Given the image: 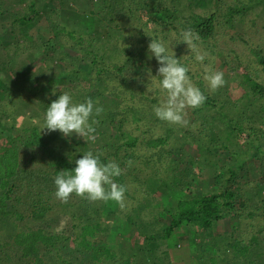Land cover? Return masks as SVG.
Segmentation results:
<instances>
[{
  "label": "trees",
  "instance_id": "obj_1",
  "mask_svg": "<svg viewBox=\"0 0 264 264\" xmlns=\"http://www.w3.org/2000/svg\"><path fill=\"white\" fill-rule=\"evenodd\" d=\"M57 1L58 6L27 16L20 8L8 11L0 0L3 19L22 24L21 33H28L24 26L39 19L51 33L39 44L25 38L15 41L12 50L0 48V135L10 139L7 147L0 143V264H60L56 253L63 233L77 242L73 249L93 253L90 264H119L125 256L105 243L108 215L129 225L131 240L145 245L129 264H159L151 259L149 244L169 240L181 226L199 231L198 264H264V200L256 190L263 185L255 186L264 181V10L257 8L263 0H110L96 11L87 1L74 0L92 14V32L61 13L69 0ZM28 7L35 6L30 2ZM145 11L148 19L142 21ZM234 24L240 26L238 33ZM101 29L105 34L97 39ZM187 29L199 35V49L209 54L203 64L185 43H176ZM152 38L170 45L169 51L189 68L188 75L206 96L202 107L185 110L187 127L154 114L153 106L166 93L159 88L160 65L148 49ZM53 43L63 47L59 61L70 71L86 65L83 84L78 77V85L71 79L61 89L75 103L92 98L104 109L103 119L95 117V142L59 131L40 133L47 107L63 92L55 91L50 74L32 78L16 69L23 56L42 54ZM218 56L228 72H239L231 93L225 84L213 92L203 79L204 65L216 70ZM11 70L15 77L8 76ZM20 107L28 113L26 120L9 133L10 118ZM184 142L201 153L196 161L184 160ZM87 151L103 153L102 162L113 160L122 169L115 180L126 188L123 208L115 201L90 202L74 193L67 203L55 197V176L74 169L75 160ZM218 166L229 181L235 169L244 173L218 192L178 198L162 216L167 208L160 197L163 184L188 190L195 171ZM231 211L243 219L247 235H231L230 243L212 235L203 243L200 232ZM227 245L230 258L224 251ZM67 255L64 264H75L73 254Z\"/></svg>",
  "mask_w": 264,
  "mask_h": 264
},
{
  "label": "rangeland",
  "instance_id": "obj_2",
  "mask_svg": "<svg viewBox=\"0 0 264 264\" xmlns=\"http://www.w3.org/2000/svg\"><path fill=\"white\" fill-rule=\"evenodd\" d=\"M84 1H87L88 5L96 11L98 9H104V5H106L110 0ZM115 1L117 2L118 0ZM30 2L33 3L35 7L29 8L28 5ZM2 3L8 11H14V8L23 9L25 15L27 16L33 15V11L35 9L44 13L46 10H48V8L58 6L57 0H2ZM77 4L78 3L76 1L69 0L68 5L62 8L61 13H64V16L71 17L75 22L74 24L80 25L82 27L81 29L84 31L92 32L94 30L92 26V14L89 12V10L79 8ZM257 8L263 12L264 0ZM3 17L4 16L0 14V48L7 46L12 50L14 49L15 41L18 40L17 43H23L25 38H27L32 44H39L42 43L46 37H49V34H51L44 20L39 19L32 22L31 24L25 25L24 28L29 29V31L28 33H21L22 30L20 27L22 24L21 26L17 27L18 24H9V22L5 21ZM147 19L148 13L146 11L142 12L141 20L146 21ZM239 27L240 26L234 24L233 31L238 33ZM104 34V30L101 29L95 33V37L100 39L104 36ZM62 51H64L63 47H59L56 43H53V45L49 47L48 50L43 51L42 54H37L36 56L31 55V57L23 56L20 59V62L18 63V69L16 70L26 71L29 73V75H31L32 78H47L48 74H50L53 80L52 84L56 85L55 91L58 92H65L63 90H65L64 88H66L69 83H71V79L73 84L78 85L77 79L79 77L83 84L82 78H86V76L83 75L84 72L82 70L86 67L85 63L81 64L78 70L70 71L67 65L64 66L59 61V56ZM33 55H35V53ZM50 67L52 70H49ZM216 71H222L224 73L226 89L229 93H231L233 91L232 88L236 86L235 78L239 72H228V69L224 66L222 56H218L217 58ZM14 73L15 70L8 71V76L10 78L15 77ZM4 77L5 74H2V80ZM27 115L28 113L22 111L20 107V111H17L13 116H11L10 126L9 128L7 127L6 130H8L9 133H13V130L16 129V127L25 122ZM100 117L103 119L105 114L102 112ZM262 125L264 130V120L262 121ZM245 131L247 132V130ZM9 142V138L6 139L0 135V143L4 147H7ZM260 144L262 145L264 151V137L261 139ZM181 146L184 149V160L189 163L196 161L197 157H199L201 154L198 153L195 150V147L189 142H184ZM170 167L167 168V171H172ZM235 171L236 174L230 181L226 179V176H228L227 172L221 169L220 166H218L215 170L205 168L202 171H195L197 173H194V178L192 179V182H190L188 190H180L174 187L167 188V184H163L160 187V197L167 208H163L162 216H166V210L175 205L178 198L189 197V194L191 193H215L218 192L223 186L229 184L233 185V181L234 183L239 181L240 176H243L242 173H244L238 168L235 169ZM261 184L263 185V189L256 190L259 192L258 194L260 199L264 200V181H260L259 179L256 181L255 186L258 188V186ZM249 194L250 192L248 191L245 195ZM106 217L109 224V232L108 236L105 237V243L111 248V250H115L116 252L122 253V255L125 256V258L122 259L119 264H129L130 261L134 259V254H139V251L142 248L144 249L145 245H143L141 240H131L129 232L131 227L129 225L122 223V221H119L112 215H108ZM198 232L199 231H197L194 227L181 226L180 229L175 232L176 234L174 233L170 236L169 240H166L165 242L149 244V249H151L153 254L151 259L159 264L166 262H169L170 264H198L200 262V257L198 256L196 246L198 245L199 239L197 240L195 238V235ZM200 233L203 238V243H205V239L207 240V237H211L212 235L222 243L229 241L231 235H238L240 237H245L247 235L243 219H240L235 211L224 213L223 217L217 220L210 229ZM60 238L61 244L57 247L58 250L56 253V259L60 264H64L66 261L68 262L67 253L73 254L75 264H90L89 258L94 257L92 252L89 254L82 251L78 252L76 247V250L73 249L72 244H76L77 242L73 238L71 239L67 233H63ZM231 250L232 249L229 247V245H227L224 250L225 254H227L229 258L232 256ZM220 255L221 253H219V256ZM149 259L148 261L151 260ZM113 264H117V262H113Z\"/></svg>",
  "mask_w": 264,
  "mask_h": 264
},
{
  "label": "clouds",
  "instance_id": "obj_3",
  "mask_svg": "<svg viewBox=\"0 0 264 264\" xmlns=\"http://www.w3.org/2000/svg\"><path fill=\"white\" fill-rule=\"evenodd\" d=\"M199 39L197 33L187 29L180 33V39L176 43H185L195 53V60L203 64L209 54L199 49ZM169 48L170 45L166 46L161 39L152 38L148 45L150 53L160 65L157 69V76L160 77L159 88L166 93V99L159 105H154L153 111L161 121L187 127L189 122L184 118L185 110L202 107L206 96L188 75L189 68ZM203 70V79L211 91L215 92L226 83L222 71L213 70L210 65H204ZM148 91L151 92L152 89L148 88ZM98 104L92 98L75 103L72 95L63 92L47 107L40 133L59 131L65 137L76 134L85 141L95 142L96 125L99 123L95 117L104 111ZM102 155L103 153L87 151L75 160L74 169L59 171L54 179L55 197L62 203H67L74 193L90 202L115 201L123 208L126 188L115 180L122 175V169L113 160L102 162Z\"/></svg>",
  "mask_w": 264,
  "mask_h": 264
}]
</instances>
